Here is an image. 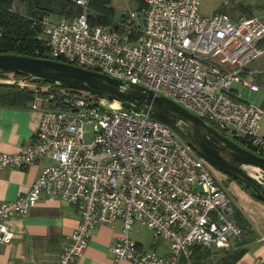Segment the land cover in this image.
<instances>
[{
	"label": "built area",
	"instance_id": "2783aa9c",
	"mask_svg": "<svg viewBox=\"0 0 264 264\" xmlns=\"http://www.w3.org/2000/svg\"><path fill=\"white\" fill-rule=\"evenodd\" d=\"M81 13L29 18L49 59L127 81L162 95L264 158L261 107L242 100L241 84L260 91L249 64L264 54V23L257 16H203L201 0H142V28L130 14L133 40L88 18L90 0H67ZM52 16L57 17L52 21ZM1 35V33H0ZM40 124L31 143L0 153V170L50 164L24 196L0 205V244L12 239L6 221L24 215L44 192L74 207L79 223L59 264H76L96 226L122 223L113 264H190L194 247L242 250L248 228L210 166L166 125L106 100L70 92L38 97ZM236 143V142H235ZM155 231L169 252L144 253L129 238L135 226Z\"/></svg>",
	"mask_w": 264,
	"mask_h": 264
},
{
	"label": "crops",
	"instance_id": "0c3cea01",
	"mask_svg": "<svg viewBox=\"0 0 264 264\" xmlns=\"http://www.w3.org/2000/svg\"><path fill=\"white\" fill-rule=\"evenodd\" d=\"M112 4L113 0L111 8ZM130 14L138 16L137 9L123 16L129 21ZM32 104L24 107L0 105V153L14 154L31 143L42 116L41 110L33 108ZM49 164L50 160L42 157L25 169L0 170V205L27 194ZM234 210V219L240 226L248 228L241 241L244 254L236 264H264V205L254 204L247 211ZM78 223L79 217L73 206L59 199L52 200L43 192L24 215H14L6 221L12 239L0 244V264H59L61 253ZM122 228L119 221L112 227L99 225L93 228L76 264H113L112 248L122 236ZM134 229L128 236L139 244L142 252H154L158 256L168 254L165 241L143 242L132 235ZM117 264L131 263L120 261Z\"/></svg>",
	"mask_w": 264,
	"mask_h": 264
},
{
	"label": "water",
	"instance_id": "95a60500",
	"mask_svg": "<svg viewBox=\"0 0 264 264\" xmlns=\"http://www.w3.org/2000/svg\"><path fill=\"white\" fill-rule=\"evenodd\" d=\"M143 20L144 10L138 14L139 29ZM4 73L79 91L166 125L210 167L247 188L264 204V158L241 148L176 102L139 85L51 59L0 55V75ZM21 84L20 80H0L4 87Z\"/></svg>",
	"mask_w": 264,
	"mask_h": 264
},
{
	"label": "trees",
	"instance_id": "16d2710c",
	"mask_svg": "<svg viewBox=\"0 0 264 264\" xmlns=\"http://www.w3.org/2000/svg\"><path fill=\"white\" fill-rule=\"evenodd\" d=\"M15 1L0 0V55H19L49 59L43 55V49L36 38L40 31V26L29 18L36 20L46 14L73 17L81 13V8L67 0H19V7H22L23 11L20 12L18 10L19 8H15ZM136 1L138 6L137 13L139 14L145 9V5L142 0ZM110 3L111 0H90V12L88 15L90 22L95 25L107 27L117 32L120 36L126 37L128 40H133L136 37V33L129 31L128 27L133 23H128L126 16H122L120 22L113 21L114 10L110 7ZM219 10L217 13H224L223 7ZM240 12L245 13L247 17L253 16L251 12H247L246 8H240ZM54 60L67 63L62 58ZM0 80L22 81L20 86H0L1 106L24 107L33 103L36 98L47 96L54 92H70L85 95L79 91L56 87L55 85L33 80L15 73L1 74ZM242 148L244 147L242 146ZM243 188L251 197L259 201L247 188ZM137 245L140 248L138 243ZM243 254L244 250H211L194 247L189 262L190 264H236Z\"/></svg>",
	"mask_w": 264,
	"mask_h": 264
},
{
	"label": "rangeland",
	"instance_id": "374dc122",
	"mask_svg": "<svg viewBox=\"0 0 264 264\" xmlns=\"http://www.w3.org/2000/svg\"><path fill=\"white\" fill-rule=\"evenodd\" d=\"M113 0V10L114 18L113 21H119L123 15L132 12L137 9L136 0ZM20 6L19 0L15 1V8H19L20 12L22 7ZM224 8V13L227 14L232 19L246 16L245 13L240 12V8L247 9V12H251L253 16H257L264 23V0H201L200 2V13L201 15L207 17L214 13L219 12L220 8ZM57 17L52 16V21H56ZM248 68L252 71L264 72V54L251 62ZM12 81V80H7ZM256 83L260 86V91L251 92L249 89L242 87L241 84H233L236 90H241V97L247 103L261 107L264 110V75L256 77ZM260 133L264 137V115L262 116L260 122ZM216 127V126H215ZM214 127V128H215ZM217 128V127H216ZM215 128V129H216ZM226 138L237 143V140L230 135H225ZM242 148V145H238ZM211 173L215 179L221 185L226 197L230 200L233 207L236 209H243L245 211L251 209L254 204H260L259 201L255 200L248 192L239 185L236 181L231 180L225 174L209 167ZM252 174L255 175L253 171ZM263 204V203H262ZM264 205V204H263ZM155 231L150 230L146 227L136 226L132 235L138 240L143 242L151 241L153 239L159 240L162 243L163 239H159L155 236Z\"/></svg>",
	"mask_w": 264,
	"mask_h": 264
}]
</instances>
